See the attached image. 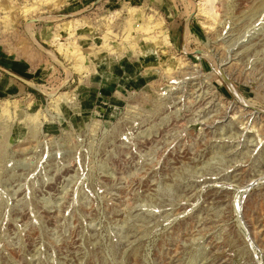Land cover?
Masks as SVG:
<instances>
[{"label": "rangeland", "instance_id": "obj_1", "mask_svg": "<svg viewBox=\"0 0 264 264\" xmlns=\"http://www.w3.org/2000/svg\"><path fill=\"white\" fill-rule=\"evenodd\" d=\"M0 264H264V0H0Z\"/></svg>", "mask_w": 264, "mask_h": 264}, {"label": "bare ground", "instance_id": "obj_2", "mask_svg": "<svg viewBox=\"0 0 264 264\" xmlns=\"http://www.w3.org/2000/svg\"><path fill=\"white\" fill-rule=\"evenodd\" d=\"M133 12V11H132ZM131 15H134V14H131ZM133 17V16H132ZM131 17V20L129 21V26L128 27H130L129 28V30L128 31H130V32H132V31H134V32H137V33H140V31H143L142 33H144V31H148L149 32V28L150 27H147V25L146 26H143V25H139V26H136L135 24H134V18H132ZM150 18V17H149ZM158 30V29H157ZM127 31V30H126ZM150 32H151V30H150ZM127 33V32H126ZM153 34V33H152ZM127 35H129V34H127ZM152 36V35H151ZM158 39V40H157ZM150 40H152L154 43L155 42H159V43H163V42H166V37L165 36H163V33L162 32H159V34H158V36L157 37H150ZM159 43H157V44H159ZM132 44V43H131ZM156 44V43H155ZM156 44V45H157ZM58 98V97H57ZM56 98V101L57 100H59V99H57ZM63 99V98H62ZM55 100V99H54ZM61 101V100H60ZM5 110V109H4ZM5 112H6V110H5Z\"/></svg>", "mask_w": 264, "mask_h": 264}]
</instances>
